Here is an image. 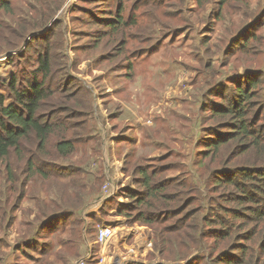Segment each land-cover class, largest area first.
<instances>
[{"label":"trees","instance_id":"trees-1","mask_svg":"<svg viewBox=\"0 0 264 264\" xmlns=\"http://www.w3.org/2000/svg\"><path fill=\"white\" fill-rule=\"evenodd\" d=\"M44 1L15 3L14 0H0V56L11 53L6 57L14 66L6 80L0 77V242L3 243L0 264H77L82 259L88 243L94 242L104 223L100 217L102 208L98 212L88 211L90 205L102 197L108 181L104 147L109 145L107 148L113 157L119 143H123L122 170L139 175L134 177L138 187L126 194L129 200L119 212L130 221L149 228L154 251L164 262L184 259L188 253L177 251L180 246H186L187 251L208 248L207 241L202 240L208 232L201 218L207 209L206 216L211 217L212 212L211 221L221 225L212 228L213 233L209 236L227 245L220 249L213 264H231L233 261L264 264V155L259 161L235 163L232 167L224 164L226 160L222 155H217L215 160L209 150L204 152L207 160H193L192 168L185 174L169 176L166 173L162 178L156 168L152 170L137 165L138 162L130 160L133 154L125 147V143L137 142L132 131L105 123V116L97 112L96 104L94 106V89L92 93L80 86L82 88L73 91V86H68L66 62L63 61V66L53 42L56 33L61 37L65 34L62 29L60 32L59 22L51 21L61 7L47 9L42 5ZM17 4L23 8L20 14L16 11ZM118 4L115 16L103 15L106 22L100 23L109 26L111 31H101L94 41L101 44L103 37L113 38L116 41L114 52L120 55L126 48L127 39H123L124 32L119 27H126L129 22L124 20L122 7ZM160 4L156 2V6ZM152 16L159 23L148 22L153 31L150 34L168 25V19L157 17L155 10ZM51 32L52 37L49 36ZM33 33L37 34L27 41ZM137 37L147 39L145 35ZM36 38H41V48L32 53L30 48ZM151 40L160 42L161 38L155 36ZM64 41L63 38L62 57L68 58ZM238 41L241 42V38ZM22 45L26 46L20 52ZM240 46V51L248 55L247 40H243ZM143 50L139 54L144 53ZM99 56L101 60L106 59L102 58V53ZM127 67H132L131 62ZM257 73L263 74L264 70L259 69ZM254 74L248 69L245 84L238 79L234 81L235 85H223L227 89H236V92L229 91L227 107L214 103L212 115L229 119L225 122L227 131L209 128L213 136L208 145L216 151H220L221 141L236 142V139L250 134V148L255 153L262 151L264 154V128L261 126L257 135L248 129L249 125L256 124V118H264V108L249 118L250 121L245 112V104L255 95L251 93L253 88L264 83L263 78L259 81L250 77ZM84 89L83 92L90 90L88 93H91L87 102L72 104L75 92ZM118 114L111 112L108 115L113 118ZM101 122L108 129L106 138ZM143 126L140 134L136 132L142 140L140 145L158 146L159 150L163 145L159 141L160 129L148 125L141 138ZM111 130L117 135L114 136ZM247 139L240 141L239 146ZM198 163H204L202 170H199ZM199 201L202 202V211L197 215L191 206ZM212 201L224 209L226 221L221 219L217 209L210 206ZM232 202L236 208L228 206ZM243 216L255 222L254 227L241 233L234 231L235 224L230 222ZM178 233L183 238L176 237ZM195 240H200L201 244L192 246L190 243ZM248 241L252 244H247ZM205 256H201V261ZM199 257L190 259L191 263L187 257L183 264H194Z\"/></svg>","mask_w":264,"mask_h":264},{"label":"rangeland","instance_id":"rangeland-1","mask_svg":"<svg viewBox=\"0 0 264 264\" xmlns=\"http://www.w3.org/2000/svg\"><path fill=\"white\" fill-rule=\"evenodd\" d=\"M21 1L14 0L15 3ZM33 2L34 0L31 3ZM156 2L161 4L156 6ZM118 3L122 7L124 20L129 22L126 27L123 25L119 27V30L124 32L123 39H127L126 48L120 55L117 51L114 52L116 41L113 38L105 36L101 44L94 41L101 31L105 29L111 31L109 26L105 27L100 23L106 22L103 15L115 16ZM42 5L47 6V9L50 7V10L61 7L51 21L59 22V30L61 32L62 29L65 34L61 37L56 33L53 42L57 47L55 53L56 51L59 53L62 65H65L63 61L66 62L68 86H73V91L82 88L80 86L90 89L92 93L94 89L96 93L94 106L96 104L97 108H102L96 110L98 113L105 110V123L107 114L119 112L116 118H110L109 126L128 129L136 136L137 142L125 143V147L127 152L133 154L130 160L138 162L137 165L152 170L156 168L159 177L162 178L166 173L169 176L185 174L192 168L193 160L205 162L208 156L204 152L209 150L215 160L218 159L217 155H222L226 160L224 164L232 167H235V163L242 165L245 161L256 159L259 161L263 158L262 151L255 153L250 148L252 135L248 132L246 137L236 139V142L221 141L220 151H216L208 143L209 138L213 136L209 128L229 130L225 124L229 120L227 117L212 115L214 103L219 102L227 107L230 100L229 91L236 92L235 87L224 88L226 83L235 85L234 81L241 79L245 84L247 81L245 74L248 69L251 74L255 73L250 77L259 81L264 79V73L260 75L257 73L259 69L264 70V0H45ZM154 10L157 17L168 19V25L161 31L150 34L153 31L148 27V22L159 23L152 16ZM16 11L20 14L23 8L17 4ZM131 15L132 18L129 19ZM36 34H31L27 41ZM52 35L53 32L49 36ZM140 35H145L147 39L138 38L137 36ZM155 36L161 38L160 42L151 40ZM63 38L68 58L62 57ZM240 38L241 42L238 41ZM243 40H247L248 55L240 51ZM41 42V38H36L30 52L35 53L39 50ZM25 46L20 47V52L24 51ZM142 50L144 53L139 54ZM101 53L105 60L100 59ZM129 62L132 64L131 68L127 67ZM12 68L14 66L8 63V57L1 55L0 77L6 80ZM85 89L75 92L77 94L71 98L72 104L82 105L87 102L91 93H88L90 90L83 92ZM251 93L255 95L245 104L248 119L255 117L264 108V83L255 85ZM147 109L146 116L143 111ZM134 112L137 114L139 112L142 117L146 116L142 120L145 124L150 123L148 124L150 127L160 129L159 141L163 145L159 150L158 146L149 148L144 144L140 145L139 142L142 140L136 135L139 126L134 123L137 120ZM97 116L99 117V114ZM101 123L104 131H107L105 124ZM194 124H197L196 127ZM148 125L143 126L141 138ZM261 126L264 128V118H256V124L248 126L249 132L257 135ZM246 138L247 141L244 140L239 146L240 141ZM262 142L264 143V140ZM107 145L104 149L106 155L110 156L111 151ZM122 147L123 143H119L113 156L114 160L117 159L115 165H118L119 171L124 163L122 162L121 165L118 161L123 159ZM105 164L108 168V163ZM198 164L199 170H202L204 163ZM121 173L118 172L122 182L120 186L118 185L119 188L116 186L113 189L115 198L112 199L111 204L102 208L100 214L102 220L111 215L112 209L116 208L119 212L120 207H124L129 200L123 197L131 192L129 188L134 190L138 187L134 182L136 174L134 175L131 170L128 173L121 170ZM255 179L259 180L258 177ZM189 185H192V182ZM118 192L121 196H116ZM230 204L228 205L230 208L237 207L233 202ZM201 206L202 202L199 201L191 208H195L196 214L199 215L202 211ZM210 206L217 209L221 219L226 221L225 211L218 202L212 201ZM207 212V209L202 212L201 218L208 232L202 240L207 241L208 248L204 251H187L186 246H180L177 251L188 254L184 259L174 262L169 260L164 262L156 253L155 256L160 259L159 264H183L187 261V257L191 263L190 259L195 256H200V259L195 262L193 260L194 264L207 262L213 264L220 249L226 248L227 245L209 236L213 233L212 228L221 225L220 223L215 225L211 221L212 212L211 217L206 216ZM230 223H234V231L238 230L240 233L250 230L255 225V222L244 216ZM175 236L183 238L181 233ZM152 242L154 244V241ZM2 244L1 241L0 249ZM190 244L198 246L201 241L195 240ZM247 244L252 243L248 241ZM203 254L206 256L201 261ZM231 264L238 262L233 261Z\"/></svg>","mask_w":264,"mask_h":264},{"label":"crops","instance_id":"crops-1","mask_svg":"<svg viewBox=\"0 0 264 264\" xmlns=\"http://www.w3.org/2000/svg\"><path fill=\"white\" fill-rule=\"evenodd\" d=\"M98 109L100 110L102 108L99 107ZM147 111L148 109L143 111L144 115L146 116L148 115ZM101 113L105 116V110H102ZM144 115L142 117L139 112L138 114L134 112V116L137 117V120L134 121V123L139 126L138 134L141 133V126L145 125L144 122H142V120L146 117H144ZM109 120L110 117L107 114V123H109ZM146 123L148 122L146 121ZM101 125L103 126L102 123ZM111 132L114 136L117 135L114 131L111 130ZM104 134L106 138L108 135V130L104 131ZM115 138L116 137H114V140ZM112 146L115 149L113 143ZM104 157L105 162L108 163L107 178L112 184V187L110 186L111 192L109 190V196L113 197L112 199H114L115 192L113 189L115 188L113 186H120L122 182V177L118 174V172L121 173V169L119 171L118 165H115L117 164V159L114 160V158L111 157V154L110 156L106 155L105 149ZM118 161L122 165L121 160ZM124 184L125 183H123V185ZM104 195L105 194L103 192L102 197L90 205L88 209L89 212H98L107 204H111L112 199H109V197H105ZM116 196H121V194L119 195L118 192V195ZM111 212V215H109L108 218L104 220V223L102 222V225L106 224L107 226L111 227L112 236L104 243H99L97 241V237L92 244L88 243L89 247L82 257V259H86L85 264H116L117 262H121L123 264H159L160 259L159 257L155 256L156 252L153 248V242L150 236L149 228L138 222L130 221L126 216L118 212L116 208L112 209Z\"/></svg>","mask_w":264,"mask_h":264},{"label":"built area","instance_id":"built-area-1","mask_svg":"<svg viewBox=\"0 0 264 264\" xmlns=\"http://www.w3.org/2000/svg\"><path fill=\"white\" fill-rule=\"evenodd\" d=\"M109 184L104 185V194H105L104 196L105 197H111V196H109V190H110ZM110 192H111V190H110ZM111 236H112V229H111V227L107 226L106 224L101 225L100 228H99L98 235H97V241L99 243H104ZM78 264H85V259H81L78 262ZM116 264H123V263L117 262Z\"/></svg>","mask_w":264,"mask_h":264},{"label":"clouds","instance_id":"clouds-1","mask_svg":"<svg viewBox=\"0 0 264 264\" xmlns=\"http://www.w3.org/2000/svg\"><path fill=\"white\" fill-rule=\"evenodd\" d=\"M121 170H122V168H121ZM110 184H111V182H109ZM109 183H107V184H109ZM109 184V186H111L112 187V184L110 185ZM116 186H114V188H115ZM118 187V186H117ZM119 188V187H118ZM131 188H129V190H130ZM125 198H126V194H125V196H124ZM113 197H111V199H112ZM100 228V227H99ZM98 232H99V230H98ZM98 232H97V235H98ZM97 235H96V237H97ZM78 264V263H77Z\"/></svg>","mask_w":264,"mask_h":264},{"label":"water","instance_id":"water-1","mask_svg":"<svg viewBox=\"0 0 264 264\" xmlns=\"http://www.w3.org/2000/svg\"><path fill=\"white\" fill-rule=\"evenodd\" d=\"M31 37H32V36H31ZM9 55H11V53L7 54L6 56H9Z\"/></svg>","mask_w":264,"mask_h":264}]
</instances>
